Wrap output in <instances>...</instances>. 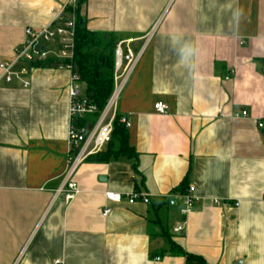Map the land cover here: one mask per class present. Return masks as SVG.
<instances>
[{"label": "crops", "instance_id": "0c3cea01", "mask_svg": "<svg viewBox=\"0 0 264 264\" xmlns=\"http://www.w3.org/2000/svg\"><path fill=\"white\" fill-rule=\"evenodd\" d=\"M69 1L0 0V60ZM81 14L140 52L115 107L136 155L68 176L71 71L28 65L25 87L0 70V264H264V0H87Z\"/></svg>", "mask_w": 264, "mask_h": 264}, {"label": "built area", "instance_id": "2783aa9c", "mask_svg": "<svg viewBox=\"0 0 264 264\" xmlns=\"http://www.w3.org/2000/svg\"><path fill=\"white\" fill-rule=\"evenodd\" d=\"M77 0H71L59 9H52L53 19L50 24L41 27H28L25 30V40L14 48V55L10 61L0 60L1 76L6 82L19 80L25 87L30 85V67L43 61L54 60L60 62L59 67L71 71V83L69 86V128L68 141L70 150L68 154V176H71L81 162L90 156L97 154L108 145L112 139L115 123L118 121L125 127L131 126L127 115L120 114L116 102L120 96L123 85L137 63L140 52L135 53L133 49L124 50L123 42H119L115 49L114 63V87L104 107L100 110L90 99L87 93H83L84 82L78 72L73 70L72 60L74 57L75 37L77 27V16L75 13ZM72 12V15L69 14ZM227 78H229L227 76ZM157 113H168L170 106L164 101H158L154 105ZM243 110L237 114L246 116ZM90 125V128H88ZM260 126L263 123L259 124ZM66 197L72 199L79 192L75 181L70 180L65 185ZM194 187L180 195L184 208L183 214L187 216L195 203L199 200L193 193ZM108 200L121 203L124 198L128 203L136 201L150 202V196L146 193L133 191L123 195L119 192L108 191ZM111 208H106L104 214H109ZM186 222L177 225L175 232L184 229ZM54 264H62L57 259Z\"/></svg>", "mask_w": 264, "mask_h": 264}, {"label": "trees", "instance_id": "16d2710c", "mask_svg": "<svg viewBox=\"0 0 264 264\" xmlns=\"http://www.w3.org/2000/svg\"><path fill=\"white\" fill-rule=\"evenodd\" d=\"M87 0H77L76 16L77 27L75 37L73 70L78 72L85 84V90L90 99L102 109L110 97L114 87V63L116 40L113 35L105 36L102 33L88 29L81 14L82 7ZM36 63L39 65H53L59 67L60 62ZM136 155L130 146L128 133L125 126L118 121L115 123L111 141L105 150L90 156L93 161H108L112 158L126 156L132 158ZM185 182L181 185L183 191ZM188 260H193V255L187 254Z\"/></svg>", "mask_w": 264, "mask_h": 264}, {"label": "clouds", "instance_id": "9594fccd", "mask_svg": "<svg viewBox=\"0 0 264 264\" xmlns=\"http://www.w3.org/2000/svg\"><path fill=\"white\" fill-rule=\"evenodd\" d=\"M193 48L190 43H184L180 48V54L182 60H190L193 55Z\"/></svg>", "mask_w": 264, "mask_h": 264}, {"label": "water", "instance_id": "95a60500", "mask_svg": "<svg viewBox=\"0 0 264 264\" xmlns=\"http://www.w3.org/2000/svg\"><path fill=\"white\" fill-rule=\"evenodd\" d=\"M88 128H90V125H88ZM236 264H241V261L237 262Z\"/></svg>", "mask_w": 264, "mask_h": 264}, {"label": "rangeland", "instance_id": "374dc122", "mask_svg": "<svg viewBox=\"0 0 264 264\" xmlns=\"http://www.w3.org/2000/svg\"><path fill=\"white\" fill-rule=\"evenodd\" d=\"M116 49V48H115ZM82 88H83V93H85V91H84V86H82Z\"/></svg>", "mask_w": 264, "mask_h": 264}]
</instances>
